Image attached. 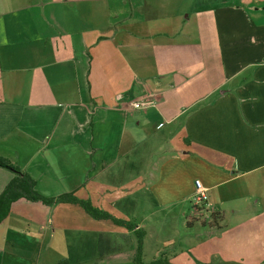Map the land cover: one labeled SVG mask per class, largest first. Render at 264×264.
<instances>
[{
    "label": "crops",
    "instance_id": "1",
    "mask_svg": "<svg viewBox=\"0 0 264 264\" xmlns=\"http://www.w3.org/2000/svg\"><path fill=\"white\" fill-rule=\"evenodd\" d=\"M0 157L142 228L144 262L264 264V0H0ZM187 202L183 246L147 247L141 208ZM110 222L18 199L0 264H134Z\"/></svg>",
    "mask_w": 264,
    "mask_h": 264
},
{
    "label": "trees",
    "instance_id": "2",
    "mask_svg": "<svg viewBox=\"0 0 264 264\" xmlns=\"http://www.w3.org/2000/svg\"><path fill=\"white\" fill-rule=\"evenodd\" d=\"M0 166L10 170L14 176L7 182L0 192V224L8 216L11 204L18 199L27 201H39L45 205L55 203H72L78 204L87 214L94 219L110 220L113 224L131 229L137 237L136 247L132 256L134 264H171L165 256L144 262L142 259V244L144 230L136 227V224L114 216L107 210L95 207L89 199L77 197L74 192L62 193L57 196H45L36 189V181L27 172L23 171L19 166L10 162L8 159L0 157ZM71 257L60 261L59 264H72Z\"/></svg>",
    "mask_w": 264,
    "mask_h": 264
},
{
    "label": "rangeland",
    "instance_id": "3",
    "mask_svg": "<svg viewBox=\"0 0 264 264\" xmlns=\"http://www.w3.org/2000/svg\"><path fill=\"white\" fill-rule=\"evenodd\" d=\"M151 165L152 163L151 162L149 163L148 161L146 165V170L144 169V171L149 172ZM1 167L2 166H0V169ZM2 169H5V168L2 167ZM148 176H149L148 174L142 173L141 181L144 183V181H146L145 179ZM142 182L141 184L143 185ZM135 193H136L135 194L136 197L141 200L146 199L147 197L146 190H144L143 186L141 187L139 191L135 190ZM196 205H201V204H196ZM193 213H194L193 204L189 202H187V204L172 206V207H167V208L157 207L156 205H152V204L148 206H144V209L141 208L140 218L145 219V222L149 221V224L153 226L152 234L146 235L147 236V239L145 240L146 246L148 247L149 243L150 242L152 243L153 241V242H156L157 248H160V249L164 248L161 245V241L169 237L173 238L175 242L174 244L169 245L167 248L169 249L177 248L178 249L181 246H183L184 239L188 237L187 235L188 231L191 232V229H188L187 227H185L186 218L187 217L193 218V221L195 223L198 221V219L201 218L198 214H195V213L193 214ZM154 233H155V237L153 236ZM110 236L114 238L115 241H118L122 244L123 246L122 251H125L124 252L125 255L128 253V249H129L128 246L136 245L137 237L134 234V232L131 233L129 239H127V237L125 236L124 241L120 233H117V232L110 233ZM152 236L154 237L153 239L150 238ZM119 249L121 250L120 247ZM143 258H144L143 260H147L145 259L147 257H144V255H143Z\"/></svg>",
    "mask_w": 264,
    "mask_h": 264
},
{
    "label": "built area",
    "instance_id": "4",
    "mask_svg": "<svg viewBox=\"0 0 264 264\" xmlns=\"http://www.w3.org/2000/svg\"><path fill=\"white\" fill-rule=\"evenodd\" d=\"M129 105L132 108L136 109H144L152 105V101L150 99H140V100H130ZM207 188L199 181H195V191L193 195V201L195 204H206L208 201V193Z\"/></svg>",
    "mask_w": 264,
    "mask_h": 264
}]
</instances>
